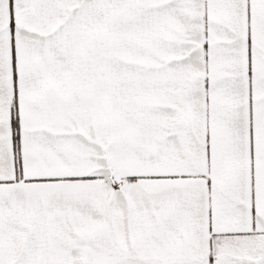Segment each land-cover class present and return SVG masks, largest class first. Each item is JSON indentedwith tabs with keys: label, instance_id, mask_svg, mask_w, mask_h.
Segmentation results:
<instances>
[{
	"label": "snow or ice",
	"instance_id": "1",
	"mask_svg": "<svg viewBox=\"0 0 264 264\" xmlns=\"http://www.w3.org/2000/svg\"><path fill=\"white\" fill-rule=\"evenodd\" d=\"M0 264H264V0H0Z\"/></svg>",
	"mask_w": 264,
	"mask_h": 264
}]
</instances>
